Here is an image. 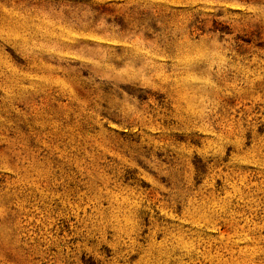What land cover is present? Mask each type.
<instances>
[{
    "label": "rangeland",
    "instance_id": "1",
    "mask_svg": "<svg viewBox=\"0 0 264 264\" xmlns=\"http://www.w3.org/2000/svg\"><path fill=\"white\" fill-rule=\"evenodd\" d=\"M0 264H264V0H0Z\"/></svg>",
    "mask_w": 264,
    "mask_h": 264
}]
</instances>
